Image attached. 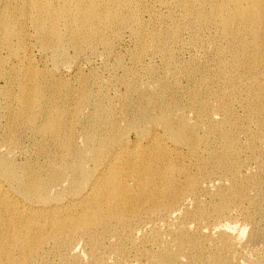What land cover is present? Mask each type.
I'll list each match as a JSON object with an SVG mask.
<instances>
[{"label":"bare ground","instance_id":"6f19581e","mask_svg":"<svg viewBox=\"0 0 264 264\" xmlns=\"http://www.w3.org/2000/svg\"><path fill=\"white\" fill-rule=\"evenodd\" d=\"M25 5L39 13L36 31L56 56L66 42L79 54L98 44L110 46L125 26L137 40L141 60L147 55L172 59L175 53L155 46L160 40L181 42L182 24L174 15H170L175 23L172 30L144 31L139 11L151 10L148 0H26ZM173 6L181 9L185 24L203 25L216 40L211 43L217 51L215 85L196 86L191 101L183 104L177 86L170 85L168 92L164 79L159 80L157 91L149 88L157 82L153 76L149 81L139 76L125 79L126 102L133 109L130 130L136 131V140L127 139V132L107 130L110 110L95 102L86 79L79 92L48 77L43 81L48 86L42 85L35 81L32 67L12 74L21 81L16 88L11 78L6 90L10 139H6L8 153L0 152V264H49L52 254L60 255L54 264H240L236 254L245 229L235 233L229 225L208 242L212 233L203 227L232 208L244 217L264 221V211L258 208L264 198V0H173ZM18 21L12 7L0 11V48L9 49L13 59L21 55L12 38L24 37ZM221 39L227 47L218 42ZM22 48L24 57H30V46ZM225 52L233 54L231 69L225 70ZM198 71H203L204 79L206 66H194V76ZM228 84L231 94L226 96L221 88ZM241 86L247 96V112L242 116L232 105ZM48 90L55 95L52 102ZM203 91L216 99H203L204 93L201 98ZM66 100L73 104L65 112V116L70 112V118L63 116ZM138 102L147 104L142 109ZM190 110L197 114L193 123ZM205 115L211 121L208 127ZM253 121L255 129L240 124ZM81 122L91 126L92 136L85 131L76 136L73 124ZM11 126L32 131L39 139V150L51 151L45 164H38L37 154L29 165L8 155L20 144L15 146L17 136ZM241 132L249 136L246 149L240 145ZM217 138L221 145L213 147ZM48 144L52 149H47ZM251 163L256 170L244 174L242 169ZM213 177L229 183L212 191L206 182ZM250 191L256 194L252 198ZM204 192L217 200L209 209L200 203ZM191 198L195 207L186 208L172 222ZM189 220L195 222L194 228ZM161 222L167 225L165 230ZM260 225L253 238L262 237L264 248V225ZM136 239L143 245L135 247ZM147 242L154 246L149 248ZM80 244L86 248L85 256L75 251Z\"/></svg>","mask_w":264,"mask_h":264},{"label":"rangeland","instance_id":"374dc122","mask_svg":"<svg viewBox=\"0 0 264 264\" xmlns=\"http://www.w3.org/2000/svg\"><path fill=\"white\" fill-rule=\"evenodd\" d=\"M57 1V0H55ZM26 0H0V11L5 8L14 9L17 13V16L20 17V21H18V27L23 30L24 37L14 36L12 38V45L16 46L18 49L19 58H12L10 55L9 49L5 47L0 48V65L2 64L3 75L0 76V152L8 153V149L6 144L8 141L6 139H10V133L8 132V128L10 127L8 124L7 118H9L8 108L6 104V90L10 85V79L12 78V74L14 72L20 73L21 69H26L27 67H32L34 74L36 76V80L42 85L48 86L44 84L45 77L50 79H54L55 81L65 84L67 83L68 87H71L77 91H81L84 85V79H86L89 88L95 93L97 103H101L105 111H109L110 122L107 124V130H116L115 132H127V139L129 138L131 141L136 140L137 133L134 130H130L133 126L130 124V118L132 117L131 113L133 109L131 107V103L127 104L126 99L128 98L127 85L124 80L127 78H132L134 76H139L143 80L149 81L151 76L155 78L157 82L151 84L149 88L151 90L156 91L160 89L159 80H166L167 91H170V85H176L177 89L181 94V97L177 95V98L183 103L187 104L191 101L193 97V90L195 87L202 86L203 89L213 87L215 85V77L218 71V66L215 63V56L217 55V51L214 48V45L211 43H216L212 40L209 32H205L204 26L201 24L198 25H187L185 24L184 15L180 8L173 6V0H169L168 2H161L160 0H148V4L151 5L150 11H145L140 9L139 18H141V22L144 24L145 32H156L160 33L163 30H172L175 27L174 21L170 20V15H174V18L177 22H181L180 26V40L181 42L175 40H160L155 46V49L162 48L164 51L170 50L175 53L174 58L167 59L164 56L160 55H147L145 59L141 60L140 50L133 35V32L130 27L125 26L122 27L119 31L120 38L112 41L110 46H104L102 44H98L96 48H84L83 52L80 54L77 53L75 47L66 42L63 47L62 53L58 56L55 55L54 51L51 50L50 47L44 46L41 41L40 34L36 31V19L38 17V12L33 6H26ZM29 14V15H28ZM22 19V20H21ZM28 19V20H27ZM2 34L0 31V42L2 40ZM217 36V35H216ZM215 36V38H216ZM218 39V37H217ZM25 42L24 44L18 46L20 42ZM218 42L222 43L223 46L227 47V43L224 39H221ZM71 44V45H70ZM24 45L30 46L31 56L26 58L25 53L23 52ZM18 46V47H17ZM213 47V48H211ZM21 49V50H20ZM82 54V55H81ZM66 55V56H65ZM232 53L225 52L223 54V59L226 62L225 70L229 67L232 68ZM24 57V58H23ZM60 58V59H59ZM61 62V63H60ZM199 64H203L207 68L206 76L204 79L203 71H198L196 76H194L193 69L194 66H198ZM230 72V71H228ZM81 73V77L77 79V75ZM229 77L228 74L224 75V79ZM12 83H15L14 86L18 88L19 79L15 80L12 78ZM153 82V80H151ZM158 85H157V84ZM169 83V84H168ZM67 87V88H68ZM242 87L238 90L239 95L238 98H232V105L234 107V111L238 115H243L247 112L245 108L244 101L247 96L245 92H243ZM222 94L229 95L231 94V88L228 86H223L221 88ZM48 93L51 94L52 100H54L55 95L48 90ZM205 94V97L203 95ZM238 93V94H239ZM208 99L210 102L214 101L216 97L208 96L206 92H201V98ZM244 98V99H243ZM183 99V100H182ZM241 99L243 103V107L241 106ZM148 101V99H146ZM184 101V102H183ZM139 108H145L147 102H138ZM146 103V104H144ZM213 105V104H212ZM15 106L19 108V103H15ZM73 104H71L70 100H66L63 103V116L70 118V112L65 116V112L71 109ZM93 106H87L86 110L90 111ZM127 107V108H126ZM130 107V108H129ZM136 108L139 109V108ZM256 107V103L251 102V107ZM130 109V113L127 115L128 110ZM132 111V112H131ZM112 112V113H111ZM159 112H153L152 114L157 115ZM203 114L205 112H202ZM151 115V113L149 114ZM188 115L191 117L192 123L196 120L197 114L194 110H190ZM223 117L222 114H217V117ZM13 117H15L13 115ZM209 116L205 115V126L208 127L211 124L210 119H207ZM16 118V117H15ZM113 120V121H112ZM116 121V122H115ZM114 123V124H113ZM118 124V125H117ZM243 126L251 127L253 129L256 128V123L253 121L252 123H243L240 122ZM118 126V127H117ZM14 129V135L17 136V143L15 146L19 144V147L15 148L12 153L8 155L13 158L17 163L23 165H29V161H32L35 154L39 155L36 159L38 164H45L48 160V157L51 151L44 152L39 150L38 148V138L35 137L34 133L30 130H22L19 131V127L11 126ZM73 131L77 137H82L81 132L85 131L87 134H91L93 130L90 125H86L85 123H77L73 124ZM159 130V126L155 128ZM130 130V131H129ZM240 145L243 146V149L247 148L249 143V136L245 132H241L240 135ZM82 138H80L81 140ZM79 140V141H80ZM82 141V140H81ZM80 141V142H81ZM264 146V142H261ZM221 145L220 140L217 138L215 140V144L213 147H218ZM47 149H52L47 145ZM188 162V161H187ZM92 165V163H91ZM195 168V167H194ZM256 170L255 163H251L248 167L243 168L242 172L244 174H249L250 172H254ZM229 180L224 181L220 177H213L211 180L207 179V184L210 189L219 187L224 183H229ZM216 190V189H215ZM250 191V198L254 197L256 194ZM211 194V195H210ZM253 195V196H252ZM212 193L204 192L200 194V203L206 209H209L213 203L217 200H213ZM212 200V201H211ZM188 201V202H187ZM193 202V204H192ZM211 204V205H210ZM210 205V206H209ZM260 211H264V198L262 199L261 205H259ZM195 207L194 199L186 200L182 205L180 210L176 211V214L171 218L172 222H176L183 214L185 209H193ZM251 213H255L254 209L251 210ZM176 218V219H175ZM228 223V224H227ZM261 224L264 225L263 220H256L254 218L244 217L241 214V211L237 208L230 209L227 214L223 217H212L210 221H207L204 224L203 230H207L206 232L212 233L209 236L208 242H211L215 235H218L219 232L227 226L232 227L233 232L238 233L241 229H245L243 236L239 239L240 244L237 247L238 252V261L240 264H264V248H263V239L260 236L253 238L254 233H256L260 228ZM154 224V222H153ZM193 228L196 226L195 222L189 220V225H193ZM162 229H166L167 225L161 222ZM237 226V227H236ZM236 227V229H235ZM234 228V229H233ZM141 239H136L135 247H139L143 245L141 243ZM154 242V241H153ZM147 246L149 248L154 246V243L147 242ZM80 255H86V248L83 247L82 244L78 245L76 250ZM109 253V252H108ZM107 253V254H108ZM64 255L61 256V258ZM60 258L59 254H52L49 259V264H54ZM87 258H84L87 263ZM87 260V261H86ZM110 260V255H109ZM111 260H114L111 258ZM143 262H148L146 259L142 260ZM136 263V262H134Z\"/></svg>","mask_w":264,"mask_h":264}]
</instances>
